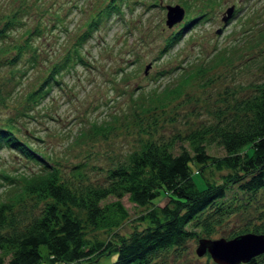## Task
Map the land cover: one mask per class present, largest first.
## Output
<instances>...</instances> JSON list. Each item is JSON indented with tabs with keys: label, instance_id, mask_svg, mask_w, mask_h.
<instances>
[{
	"label": "rangeland",
	"instance_id": "374dc122",
	"mask_svg": "<svg viewBox=\"0 0 264 264\" xmlns=\"http://www.w3.org/2000/svg\"><path fill=\"white\" fill-rule=\"evenodd\" d=\"M175 4L183 14L169 26L165 5ZM13 13H20V22L0 38V83L12 84V95L0 103L2 119L29 105L25 92L36 88L52 62L72 50L76 35L98 16L100 24L84 41L82 59L58 78L48 100L29 108L25 118L17 115L23 120L18 122L21 132L30 129L41 154L72 187L103 182L108 167L124 161L149 138L175 140L174 152L188 146L181 141L185 132L226 122L221 116L231 108L230 91L249 92L248 84L264 79V0H0V24ZM18 45L25 53L16 51ZM17 55L15 65L7 62ZM31 55L35 64L25 68ZM174 84L179 93L164 95ZM92 122L102 123V128ZM206 146L211 154H223L211 137ZM37 164L24 163L22 156L0 148V197L14 195L20 182L12 176L37 169ZM204 174L218 177L208 166ZM19 194L12 210L21 224L37 210L40 197ZM228 199L238 207L211 235L225 236L248 226L264 207V188L255 193L231 191ZM121 201L127 215L114 227L89 228V236L127 233L146 222L141 217L146 204L126 196ZM197 244L194 235L179 252L168 248L157 256L168 264H220L207 250L197 252ZM114 255L80 263L50 261L43 255L38 264H105Z\"/></svg>",
	"mask_w": 264,
	"mask_h": 264
},
{
	"label": "trees",
	"instance_id": "16d2710c",
	"mask_svg": "<svg viewBox=\"0 0 264 264\" xmlns=\"http://www.w3.org/2000/svg\"><path fill=\"white\" fill-rule=\"evenodd\" d=\"M19 20L20 13L7 15L0 24V38L7 36ZM92 20L76 35L72 50L66 49L48 67L36 88L25 92L29 105L25 103L15 116L0 118V148H6L11 156H22L24 163L38 161L37 169L29 167L12 176V181L20 182L14 195L0 197V264H38L43 255L50 261L80 263L112 253L114 257L105 264H168L158 258V252L168 248L179 252L181 244L194 235L198 242L199 238L220 236L211 233L238 207V202L228 199L229 192L255 193L264 188V79L248 84L249 92L236 95L230 91L231 108L221 116L226 122L217 121L209 123L208 129L185 132L181 141L188 146L174 152L175 140L167 143L149 138L124 161L108 167L103 182H88L76 188L64 181L58 167L31 140L30 129L21 132L18 122L23 120L17 115L25 118L29 108L48 100L58 78L82 59L84 41L100 24L98 16ZM24 41L27 44L26 38ZM20 47L16 51L25 53ZM30 57L25 68L35 64V55ZM10 59L7 62L15 65L13 62L19 57ZM170 87L164 95L179 93L177 84ZM11 90L12 84L0 83L1 105L10 98ZM92 124L102 128V123ZM210 137L223 148V154L216 156L207 151L206 140ZM205 166L216 171L218 177H207ZM21 191L39 195L40 200L37 210L19 224L14 220L12 205ZM124 196L147 205L141 216L146 222L127 233L114 232L106 238L89 236V228L114 227L127 215L121 201ZM245 231L264 232V207L248 226L225 236ZM232 264H264V251Z\"/></svg>",
	"mask_w": 264,
	"mask_h": 264
},
{
	"label": "water",
	"instance_id": "95a60500",
	"mask_svg": "<svg viewBox=\"0 0 264 264\" xmlns=\"http://www.w3.org/2000/svg\"><path fill=\"white\" fill-rule=\"evenodd\" d=\"M166 23L172 25L180 20L183 9L179 5H166ZM197 252L208 250L212 258L220 264H232L246 260L264 251V232L245 231L236 235L199 238Z\"/></svg>",
	"mask_w": 264,
	"mask_h": 264
}]
</instances>
